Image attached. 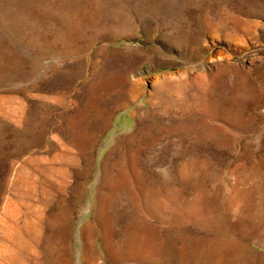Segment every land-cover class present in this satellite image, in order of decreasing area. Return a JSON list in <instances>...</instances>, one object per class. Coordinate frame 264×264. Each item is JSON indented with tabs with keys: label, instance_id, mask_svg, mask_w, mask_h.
<instances>
[{
	"label": "rangeland",
	"instance_id": "374dc122",
	"mask_svg": "<svg viewBox=\"0 0 264 264\" xmlns=\"http://www.w3.org/2000/svg\"><path fill=\"white\" fill-rule=\"evenodd\" d=\"M25 221L29 264H264V0H0V264Z\"/></svg>",
	"mask_w": 264,
	"mask_h": 264
},
{
	"label": "bare ground",
	"instance_id": "6f19581e",
	"mask_svg": "<svg viewBox=\"0 0 264 264\" xmlns=\"http://www.w3.org/2000/svg\"><path fill=\"white\" fill-rule=\"evenodd\" d=\"M73 146V145H72ZM71 155V154H70ZM63 171V170H62ZM58 218V217H57ZM33 221V220H32ZM42 221V220H41ZM35 223V222H34ZM33 222L25 221L22 225L16 226L14 235L10 238L13 248V256L16 260L23 262L30 256L33 243L36 242V237L32 231ZM41 224V223H40ZM38 226V225H37ZM36 226V227H37ZM45 226V225H44ZM60 226V225H59ZM42 228V227H41ZM60 229V228H59ZM35 230V228H34ZM54 233V232H53ZM39 240V239H38ZM40 243V242H39ZM49 245V244H48ZM40 247V246H39ZM47 248V247H46ZM49 252V251H48ZM46 255V254H45ZM31 257V256H30ZM48 257V256H47ZM49 258V257H48ZM32 259V257H31ZM29 261V260H28ZM26 262V261H25ZM50 262V261H49ZM28 263V262H26ZM29 264V263H28ZM42 264V263H41Z\"/></svg>",
	"mask_w": 264,
	"mask_h": 264
}]
</instances>
